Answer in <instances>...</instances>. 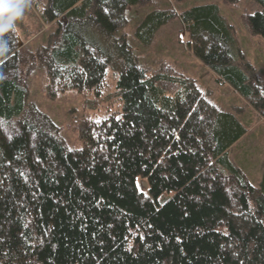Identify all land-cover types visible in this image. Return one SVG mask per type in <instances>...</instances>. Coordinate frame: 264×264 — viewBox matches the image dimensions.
Wrapping results in <instances>:
<instances>
[{
    "label": "trees",
    "instance_id": "obj_1",
    "mask_svg": "<svg viewBox=\"0 0 264 264\" xmlns=\"http://www.w3.org/2000/svg\"><path fill=\"white\" fill-rule=\"evenodd\" d=\"M181 1L28 0L23 15L37 7L60 39L19 49L23 15L0 35V264H264V164L255 185L230 157L245 125L173 63H134L130 6L148 8L134 25L145 45L180 19L192 53L264 115V91L218 4L179 11ZM248 23L264 37V12ZM33 64L54 91L97 95L118 69L121 108L86 122L72 148L26 102Z\"/></svg>",
    "mask_w": 264,
    "mask_h": 264
},
{
    "label": "rangeland",
    "instance_id": "obj_2",
    "mask_svg": "<svg viewBox=\"0 0 264 264\" xmlns=\"http://www.w3.org/2000/svg\"><path fill=\"white\" fill-rule=\"evenodd\" d=\"M216 3L220 13L234 26L238 45L244 60L242 67L255 78L264 91V37L255 33L249 26L248 16L258 11L264 12V6L258 0H236L232 5L224 4L222 0H183L173 5L179 10H185L195 5ZM148 8L130 6L128 8L129 22L126 25L127 38L136 56L135 64L142 65L165 59L195 80L198 87L221 110L236 113L247 132L231 148V160L239 165L251 182L257 185L261 179L264 164V115L259 114L249 102L229 83L221 80L216 73L208 68L189 49L188 35L180 19L162 26L151 45H145L135 36L134 25L147 13ZM39 9L30 6L23 15V24L16 28L22 34L19 49L28 46L34 50L39 46L53 45L60 39L57 24H44ZM37 30L26 38V32ZM119 36L121 35L118 33ZM28 76V94L26 102L35 104L47 113L60 127V134L72 148L82 145L81 127L88 121L101 120L121 108L117 95L118 69L108 67L107 77L100 94L95 90L78 92L68 89L57 92L49 87L45 65L33 64ZM15 116L12 122H6L5 128L11 131L18 122ZM141 185L147 189V183Z\"/></svg>",
    "mask_w": 264,
    "mask_h": 264
},
{
    "label": "clouds",
    "instance_id": "obj_3",
    "mask_svg": "<svg viewBox=\"0 0 264 264\" xmlns=\"http://www.w3.org/2000/svg\"><path fill=\"white\" fill-rule=\"evenodd\" d=\"M28 6V0H0V35L15 30V21L22 17ZM6 51H0V55Z\"/></svg>",
    "mask_w": 264,
    "mask_h": 264
}]
</instances>
